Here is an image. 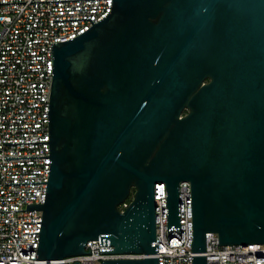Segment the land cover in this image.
Masks as SVG:
<instances>
[{"label":"water","instance_id":"95a60500","mask_svg":"<svg viewBox=\"0 0 264 264\" xmlns=\"http://www.w3.org/2000/svg\"><path fill=\"white\" fill-rule=\"evenodd\" d=\"M67 1L86 0L0 5ZM92 25L50 45L48 142L4 143H48L49 156L4 158L49 159L47 182L5 184L46 183L22 210L42 213L26 233L35 264L90 254L91 240L144 256L101 264H158L156 183L168 234L190 183L192 264H206V233L264 244V0H112Z\"/></svg>","mask_w":264,"mask_h":264},{"label":"built area","instance_id":"2783aa9c","mask_svg":"<svg viewBox=\"0 0 264 264\" xmlns=\"http://www.w3.org/2000/svg\"><path fill=\"white\" fill-rule=\"evenodd\" d=\"M58 0H0L3 3ZM112 0H86L0 5V264H35L42 213L26 205L43 204L49 159L5 157L49 156L47 110L52 79L51 44L73 39L111 12ZM83 21H54L77 20ZM155 243L158 264H192L191 186L178 185L180 230L167 231L163 183L153 186ZM128 205H119L122 211ZM15 211V212H3ZM28 223V224H23ZM99 241L85 245L84 254L62 259L63 264H101L109 259H142L143 255L99 254ZM206 264H264V244L220 246L217 236L205 234Z\"/></svg>","mask_w":264,"mask_h":264}]
</instances>
